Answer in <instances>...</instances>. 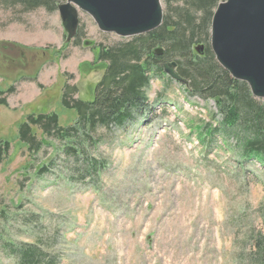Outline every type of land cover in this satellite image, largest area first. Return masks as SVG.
Masks as SVG:
<instances>
[{"label":"rangeland","instance_id":"374dc122","mask_svg":"<svg viewBox=\"0 0 264 264\" xmlns=\"http://www.w3.org/2000/svg\"><path fill=\"white\" fill-rule=\"evenodd\" d=\"M50 2L51 11L0 0V92L12 88L0 106V141L10 143L0 163V264H15L9 250L26 245L55 264H253L252 238L264 232V167L244 160L219 130L205 134L221 115L184 83L152 78L143 117L97 129L96 144L77 160L54 139L33 155L18 142L29 116L53 113L61 127L72 124L65 86L92 101L103 75L94 48L122 40L78 12L73 43L57 10L64 0Z\"/></svg>","mask_w":264,"mask_h":264},{"label":"trees","instance_id":"16d2710c","mask_svg":"<svg viewBox=\"0 0 264 264\" xmlns=\"http://www.w3.org/2000/svg\"><path fill=\"white\" fill-rule=\"evenodd\" d=\"M161 1L167 9L163 12L159 28L122 39L113 46H94L97 50L96 68L103 75L94 87L92 101L74 99L75 89L65 86L62 103L76 113L72 124L61 127L58 117L51 113L29 116L19 126L18 142L31 155L47 145L46 139H54L60 143L61 152L66 157L79 159L85 154L86 147L96 144L92 134L97 129L112 126L125 128L143 117L149 106L148 91L152 78H164L163 65L174 62L175 72L182 79L187 93L213 101L221 115L219 128L206 126L205 134L212 137L219 130L226 138L236 141L244 160H258L264 167V104L251 95L246 83L233 79L219 66L210 49L208 30L221 0ZM2 2L20 4L25 10L38 7L49 11L53 9L50 0ZM172 3H179L180 6L173 8ZM197 14H200L199 18H196ZM79 38L77 33L72 38L73 43H78ZM200 41H204L205 45L199 46L201 50L196 52L199 47L194 48V45ZM156 49H161L162 54H156ZM11 91L12 88L7 92ZM7 92H0V106L7 107L2 97ZM9 149V142L0 141V163L5 160ZM93 162L90 163L92 169ZM77 169L80 173L88 171L79 165ZM79 175V178L85 176ZM261 216L264 226V208ZM251 246L253 264H264V232L252 238ZM9 255L14 258L15 264H55L51 259L45 260L46 254L35 245L12 247Z\"/></svg>","mask_w":264,"mask_h":264},{"label":"water","instance_id":"95a60500","mask_svg":"<svg viewBox=\"0 0 264 264\" xmlns=\"http://www.w3.org/2000/svg\"><path fill=\"white\" fill-rule=\"evenodd\" d=\"M57 10L68 40L76 34L78 12L87 14L100 32L121 39L150 33L163 20L161 0H64ZM210 49L221 68L264 100V0L220 1L211 19ZM175 68L174 62L167 63L163 72L183 83Z\"/></svg>","mask_w":264,"mask_h":264}]
</instances>
